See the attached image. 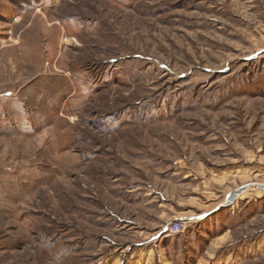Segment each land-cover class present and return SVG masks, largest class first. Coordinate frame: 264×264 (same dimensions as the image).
Here are the masks:
<instances>
[{"label":"rangeland","instance_id":"rangeland-1","mask_svg":"<svg viewBox=\"0 0 264 264\" xmlns=\"http://www.w3.org/2000/svg\"><path fill=\"white\" fill-rule=\"evenodd\" d=\"M251 183L264 0H0V264H264Z\"/></svg>","mask_w":264,"mask_h":264},{"label":"built area","instance_id":"built-area-1","mask_svg":"<svg viewBox=\"0 0 264 264\" xmlns=\"http://www.w3.org/2000/svg\"><path fill=\"white\" fill-rule=\"evenodd\" d=\"M251 186H258L256 183L255 184H248V185H243L239 188H237L235 191H233L228 197L227 199L224 201L223 203V207H234L239 200L241 199V197L251 188ZM234 193H239L241 194L240 196L236 197L235 200H228L230 198L231 195H233ZM185 229V223L181 222V221H176L174 223H172V225L169 227L168 231L170 234H179L182 233Z\"/></svg>","mask_w":264,"mask_h":264},{"label":"bare ground","instance_id":"bare-ground-1","mask_svg":"<svg viewBox=\"0 0 264 264\" xmlns=\"http://www.w3.org/2000/svg\"><path fill=\"white\" fill-rule=\"evenodd\" d=\"M258 187L261 189H264V183H260L258 184ZM241 194L239 193H234L233 195L230 196V198L228 200H235L236 197L240 196Z\"/></svg>","mask_w":264,"mask_h":264},{"label":"crops","instance_id":"crops-1","mask_svg":"<svg viewBox=\"0 0 264 264\" xmlns=\"http://www.w3.org/2000/svg\"><path fill=\"white\" fill-rule=\"evenodd\" d=\"M135 261L134 262H130V264H146L145 262H142V260H145L143 257L139 260L138 258L134 259ZM138 260V262H136ZM133 261V260H132Z\"/></svg>","mask_w":264,"mask_h":264}]
</instances>
